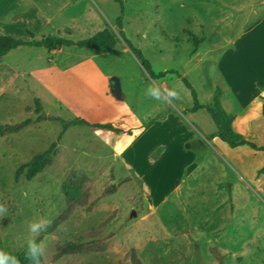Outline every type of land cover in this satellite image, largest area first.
Wrapping results in <instances>:
<instances>
[{
  "label": "rangeland",
  "instance_id": "1",
  "mask_svg": "<svg viewBox=\"0 0 264 264\" xmlns=\"http://www.w3.org/2000/svg\"><path fill=\"white\" fill-rule=\"evenodd\" d=\"M2 10L0 27H34V39L106 28L117 42L108 54L71 45L5 56L0 124L36 117L39 101L43 114L104 127L42 120L0 135V251L18 258L36 236L29 223L58 215L62 183L82 170L88 203L41 240L46 264H134L132 248L141 264H264V0H8ZM136 51L164 76H150ZM21 67L36 72L13 75ZM173 89L179 99L166 95ZM216 100L255 147L218 136L207 110ZM49 148L51 164L26 179ZM77 239L104 249L54 258L58 243Z\"/></svg>",
  "mask_w": 264,
  "mask_h": 264
},
{
  "label": "trees",
  "instance_id": "2",
  "mask_svg": "<svg viewBox=\"0 0 264 264\" xmlns=\"http://www.w3.org/2000/svg\"><path fill=\"white\" fill-rule=\"evenodd\" d=\"M117 1H122V0H117ZM116 24L120 26L119 19H117ZM124 40L129 45V42L125 38ZM116 42H117V37L115 36V34L106 28L95 32L91 37L77 41L62 38L59 36H45L40 39L25 40L22 38H15L10 35L0 34V56L5 55L10 50L18 46H24V45L35 46V47L43 46L48 50L59 48L61 46L77 45L86 48H92L94 50L101 52H108L112 50ZM136 55L140 58L142 66L150 76L162 77L167 72V71H162L157 74L154 73L153 70L151 69V65L149 61L143 58L142 54L139 51H136ZM183 81L187 89L190 90V94L193 98L192 109L195 110L201 108L203 105L199 103L197 99L196 91L193 89L192 85L189 83L188 80L183 79ZM260 83H263V81ZM207 110L210 113L218 129V136L224 142H227L231 146H235L238 144H248L252 147H255L254 144L243 139L239 133H236L231 129L230 126L231 116L226 113V111L223 109V107L221 106L218 100L215 101L214 108L208 107ZM35 112L37 113V115L34 118L26 117L17 123L0 124V135L17 133L23 130L24 128H26L27 126H29L30 124L42 120L58 121L62 124L64 129L72 125L104 127L103 124L89 123L88 121L79 117L73 119H63L57 115L43 114L41 113V105L39 101H36ZM51 154H52V149L49 148L42 153H38L34 155L31 164L26 170L25 173L26 179H31L37 173L41 172L46 165H50L52 161ZM89 190H90V178L87 176L85 172H83L82 170H74L70 172L67 179L62 183V192L65 197V208L51 220L50 226H48L45 230L41 231L39 234L34 236L33 239L39 244L46 234L53 232L63 221L68 219L74 207L87 205ZM114 191L115 190L108 188L105 190L104 195L111 194ZM110 218L111 215L107 216L104 219V222H107V220H109ZM27 249H28V244L18 254L17 259L19 260V264H32L30 260L26 259ZM103 249H104V245L96 241L81 242L79 239L68 240L63 243L57 244L56 251L54 252V258H58L64 254H69V253H86L90 251H101ZM130 258L134 264H141V260L138 258L133 248L130 251ZM41 264H46L43 257L41 258Z\"/></svg>",
  "mask_w": 264,
  "mask_h": 264
},
{
  "label": "clouds",
  "instance_id": "3",
  "mask_svg": "<svg viewBox=\"0 0 264 264\" xmlns=\"http://www.w3.org/2000/svg\"><path fill=\"white\" fill-rule=\"evenodd\" d=\"M148 95L153 98L159 99L160 98V90L157 88H150L148 90ZM166 95L169 98L179 99V94L176 90H168ZM6 212V209L3 205H0V213ZM50 220H41V221H34L29 223L28 229L29 231L37 235L41 231L45 230L48 226H50ZM46 254V248L42 244H38L34 239L30 240L28 243V249L26 253V259L30 260L32 264H41V258ZM0 264H19V260L11 255L10 253H6L4 251H0Z\"/></svg>",
  "mask_w": 264,
  "mask_h": 264
},
{
  "label": "crops",
  "instance_id": "4",
  "mask_svg": "<svg viewBox=\"0 0 264 264\" xmlns=\"http://www.w3.org/2000/svg\"><path fill=\"white\" fill-rule=\"evenodd\" d=\"M7 1L8 0H0V11H1V7H2V11H3V14H5L6 13V10H7ZM9 4V3H8ZM64 5V4H63ZM12 5H9L8 7H11ZM22 15V12H20V14H18V16L19 17H22L21 16ZM17 16V14H15V17ZM69 30L72 28H70V27H67ZM18 29H22L23 31H24V33H25V31H30L31 33H32V36H33V38H25V40H31V39H34V27H20V28H18V27H0V34H3V35H12V32L13 31H15V30H18ZM111 29V28H110ZM5 31V32H4ZM99 31V30H98ZM112 31V30H111ZM97 32V31H96ZM113 32V31H112ZM11 33V34H10ZM95 33V32H94ZM93 33V34H94ZM92 34V35H93ZM26 35V34H25ZM91 35V36H92ZM90 36V37H91ZM42 38V37H41ZM116 45V44H115ZM18 47H29V48H33L34 49V46H27V45H24V46H18ZM40 47H42V46H40ZM65 46H61V47H59V48H54V49H50V50H48L49 52H51V53H54V52H58V51H63V48H64ZM82 47V46H81ZM114 48V47H113ZM112 48V49H113ZM13 50V49H12ZM11 51V50H10ZM9 51V52H10ZM99 52H101V51H99ZM111 52V50L110 51H108V52H101V53H110ZM70 54L71 52H66V54ZM7 55V53L5 54V55H3V56H0V72H2L3 70H7V67H8V63H6V61H4L5 59V56ZM64 57V56H63ZM62 58V57H61ZM2 66H3V68H2ZM11 69V71L13 72V75H19V76H23L24 77V75H26V76H31V75H34V73L36 72V70H35V68L34 67H30V68H22L21 67V69L20 70H16L15 68L13 69V68H10ZM90 123H95V122H90ZM116 192V191H115ZM115 192H113L112 194H110V195H113V194H115ZM92 196V195H91ZM109 196V195H108ZM105 197V196H104Z\"/></svg>",
  "mask_w": 264,
  "mask_h": 264
}]
</instances>
